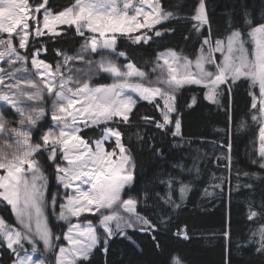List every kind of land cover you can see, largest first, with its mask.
Listing matches in <instances>:
<instances>
[{
  "label": "snow or ice",
  "instance_id": "6c2138e0",
  "mask_svg": "<svg viewBox=\"0 0 264 264\" xmlns=\"http://www.w3.org/2000/svg\"><path fill=\"white\" fill-rule=\"evenodd\" d=\"M181 11L166 9L162 0H70L59 10L50 0H0V206L14 217L8 222L0 216V254L6 250L11 264H92L98 252L108 264L113 239L137 246V237L143 238L136 247L140 264H157L149 254L160 255V237L176 226L173 213L192 189L174 176L158 178L166 193L141 189L130 142L134 138L143 145L147 140L157 159H167L166 145L175 147L177 138L184 139L185 109L194 111L200 99L193 95L182 107L186 91L202 92L204 101L224 110L231 125L233 90L248 83L251 103L246 118L258 131L248 167L258 170L238 169L236 178L243 177L242 186L253 194L258 184L264 185V0L258 6L236 0L228 11L229 23L216 37L209 0H193L187 14ZM181 19L188 28L183 39L192 42L194 55L165 48L150 61L151 74L142 70L132 46L150 47L174 35L177 29L166 25ZM69 32L82 40L78 50L54 48L55 64L44 59L49 44L60 43ZM122 38L130 42L124 48ZM103 79L112 82H98ZM140 102L154 114H141L137 123L134 109ZM48 113L54 129L47 125ZM101 126L99 139L80 135L85 128ZM122 127L137 129L128 136L129 143ZM238 127L249 125L241 121ZM147 128L160 134L158 147L151 143L154 135L141 132ZM224 132L215 162L220 166L226 160L231 173V127ZM105 141H114L110 151ZM177 167L186 166L174 164L173 171ZM51 176L57 190L49 199ZM224 183L221 178L213 187L223 191ZM177 191L179 199L174 198ZM205 194H210L207 189ZM149 200L156 202L153 208L147 206ZM246 218L257 226L240 247L264 261V193L259 202L255 195L249 198ZM172 235L192 238L187 225L176 226ZM224 236L229 241L225 264H232L231 236ZM159 264L184 260L170 254Z\"/></svg>",
  "mask_w": 264,
  "mask_h": 264
},
{
  "label": "trees",
  "instance_id": "16d2710c",
  "mask_svg": "<svg viewBox=\"0 0 264 264\" xmlns=\"http://www.w3.org/2000/svg\"><path fill=\"white\" fill-rule=\"evenodd\" d=\"M166 9H182L181 15L187 14L191 10L193 0H162ZM236 0H209L210 10L213 12V34L214 37L221 35L227 24L228 11L231 10V5ZM253 6H258L260 0H250ZM51 5L59 10L63 6L70 3V0H50ZM166 27H175V34H168L162 40L157 41L150 47L144 45L143 48L133 45L137 48L135 52L136 63L149 73L152 71V61L156 53L163 51L165 48L183 49L186 55H194L195 49L192 42H185L183 36L187 34L188 28L183 19L179 23H172ZM74 32H69L60 43L49 44L48 53L43 58L51 63H55L54 48H63L69 52L78 50L82 40L79 37L74 38ZM126 38L120 40V47L124 48L129 44ZM106 83V79L99 82ZM249 86L247 82H241L238 87L233 90V122L229 125L228 116L222 108H217L215 105L209 104L203 100V94L198 89L196 91H186L180 99V104L183 107L185 102H190L193 95L199 96L198 106L194 111L185 109L183 121V136L184 139H176L173 143H168L165 148L167 159H157L154 152L150 148V142L145 141L143 145L137 143L133 138L130 142V147L133 151L137 162V174L139 179V187L141 189L148 187L154 192L166 193V186L159 183V179H167L169 176H174L177 181L183 180L191 186V191L188 193L187 199L182 202V207L176 209L173 213L174 225L184 228L187 225V230L191 235L190 240L177 238L172 233L176 231L174 226L171 232L160 237L161 253L159 256L149 254V258L155 259L157 264L164 258L171 255H178L184 260V264H225V259L228 254V238L224 236L225 232H229L231 236V261L232 264H264V261L255 257L252 251L247 248H241L240 245L249 235L251 228H255L256 224H251L247 218V203L252 195L256 196L257 202L261 193H264V185L257 187L256 193H251L245 189L242 184L244 178L237 180V170L244 169L248 171H257L256 166H250L249 151L251 150L252 142L256 140L258 131L257 126L253 124L250 118H246V113L251 103V98L248 95ZM136 115L133 117L134 122L140 123L139 116L141 114H154L151 106L146 102H140L136 109ZM47 125H49V117H46ZM241 121H245L249 127L241 129L238 127ZM231 127L232 143H233V168L229 173L226 167L227 161H221L220 166H217L215 159L221 154V144L225 136L224 129ZM99 128V129H98ZM125 132V142L129 143L128 136L137 131L136 128L128 129L122 127ZM142 133L147 136H155L154 141H151L155 146L161 144V136L155 133L152 128L141 129ZM86 140L94 141L102 135V126L84 130L80 134ZM172 140L171 137L168 138ZM178 164L186 167H177L175 171L172 165ZM195 165V167L193 166ZM191 169V172H189ZM199 169V175L196 171ZM49 174L52 168L47 169ZM230 177L231 183H228ZM159 178V179H158ZM223 178V191L220 188H214L213 185L218 183ZM238 184L241 186L238 187ZM205 189L210 193L205 194ZM57 190V185L54 176L50 177L48 195ZM60 198L63 199L64 189H59ZM135 195V193H133ZM127 198V197H125ZM176 199H179L177 191ZM154 200L148 201V207L153 208ZM162 204V202H161ZM141 209L145 205H140ZM167 207V206H164ZM6 206H0V216H3L8 222H14V217L10 214V209L5 210ZM51 209H49V212ZM156 212L159 208L155 209ZM150 215L152 213H149ZM87 219L94 220L95 218L89 214H85ZM79 222H85L82 217ZM53 223H57L53 219ZM259 223V221L257 222ZM63 225L56 227L55 231L59 233ZM63 243V241H61ZM143 244V238L137 237V246ZM130 246L128 242L116 238L110 242V250L107 257L108 264H140L136 258V247ZM0 264H11L9 253L5 250L0 254ZM92 264H104V256L102 253H96L92 259Z\"/></svg>",
  "mask_w": 264,
  "mask_h": 264
},
{
  "label": "rangeland",
  "instance_id": "374dc122",
  "mask_svg": "<svg viewBox=\"0 0 264 264\" xmlns=\"http://www.w3.org/2000/svg\"><path fill=\"white\" fill-rule=\"evenodd\" d=\"M96 59H99V57L97 56V57H95ZM55 64V63H54ZM5 67H6V65H4ZM80 66H82V65H77V67H80ZM65 71H67V69H65ZM151 74V73H150ZM105 80V79H104ZM99 82V81H98ZM112 81L110 80V79H106V83H111ZM99 83H104V82H99ZM49 104H50V102H49ZM48 117H49V125H48V127H52L53 129L55 128V125H54V123L51 121V114L50 113H48ZM90 128H97V127H89V128H85V129H83L82 131H84V130H88V129H90ZM99 129V128H98ZM81 131V132H82ZM81 134V133H80ZM102 136V135H101ZM101 138V137H100ZM114 143V141H111V142H109V141H105V148H106V150H111V148H112V144ZM93 147H94V144H93ZM70 191V190H69ZM73 222H76V219L75 218H73ZM81 223H83V222H81Z\"/></svg>",
  "mask_w": 264,
  "mask_h": 264
}]
</instances>
